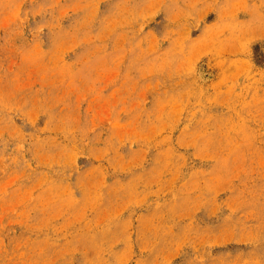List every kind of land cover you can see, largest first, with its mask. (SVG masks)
<instances>
[{"label": "rangeland", "instance_id": "1", "mask_svg": "<svg viewBox=\"0 0 264 264\" xmlns=\"http://www.w3.org/2000/svg\"><path fill=\"white\" fill-rule=\"evenodd\" d=\"M0 264H264V0H0Z\"/></svg>", "mask_w": 264, "mask_h": 264}]
</instances>
